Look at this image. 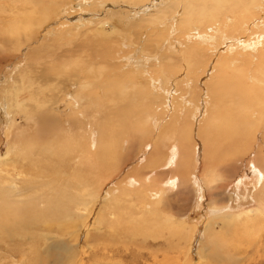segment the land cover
<instances>
[{
    "label": "rangeland",
    "instance_id": "374dc122",
    "mask_svg": "<svg viewBox=\"0 0 264 264\" xmlns=\"http://www.w3.org/2000/svg\"><path fill=\"white\" fill-rule=\"evenodd\" d=\"M261 43L264 0H0V264H264Z\"/></svg>",
    "mask_w": 264,
    "mask_h": 264
},
{
    "label": "bare ground",
    "instance_id": "6f19581e",
    "mask_svg": "<svg viewBox=\"0 0 264 264\" xmlns=\"http://www.w3.org/2000/svg\"><path fill=\"white\" fill-rule=\"evenodd\" d=\"M188 11V10H187ZM188 13V12H187ZM190 14V13H189ZM196 26V25H195ZM198 28V27H197ZM192 31H193V29H192ZM208 38V37H207ZM213 38V37H212ZM224 38V37H223ZM214 39V38H213ZM8 40V39H7ZM10 40V39H9ZM8 40V41H9ZM19 39L17 38V40L16 41H18ZM210 41V40H209ZM21 41H19V43H20ZM260 43H257V44H255L254 46H252L251 48H249V49H254L253 51H255L256 49H257V47H258V45H259ZM251 45V44H250ZM19 46V45H18ZM247 46V45H246ZM245 48V47H244ZM259 48H264V46L262 45V43H261V47H259ZM42 51V50H41ZM39 52V51H38ZM38 57V56H37ZM252 58H254L255 56H251ZM40 58V57H39ZM151 59H153V60H155V61H157V63L158 64H160L161 65V61H162V58L158 55V54H155V55H153L152 57H150ZM34 59V58H33ZM147 60V62L149 61V59H146ZM149 63H151V62H149ZM22 73H24V72H22ZM25 77V76H24ZM24 79V78H23ZM22 79V80H23ZM25 80V79H24ZM162 80V79H161ZM163 80L165 81V82H168V79H166L165 77H163ZM26 81V80H25ZM25 83V82H24ZM161 88H164L163 86H162V81H161ZM9 93L11 94V93H13V92H11V91H9ZM13 95V94H12ZM8 96V95H7ZM15 96V95H14ZM14 98V97H13ZM13 98H11L12 100H14ZM75 101H77L76 99H74ZM17 101V100H16ZM191 103V102H190ZM18 104V103H17ZM76 105H78V104H76ZM22 106V105H21ZM15 107V106H14ZM18 107H20L19 106V104L16 106V108H18ZM1 109L5 112V114L7 115V116H9V110H10V104L9 105H7V104H4V105H2V107H1ZM13 111V110H12ZM85 115V114H84ZM89 116V115H88ZM83 122V124H84V121H82ZM81 122V123H82ZM73 124V123H72ZM71 124V125H72ZM85 125V124H84ZM70 126V125H69ZM88 127H89V125H87ZM14 127V126H13ZM62 128V127H61ZM60 128V129H61ZM68 128H70V127H68ZM72 128V127H71ZM75 128H77L76 126H75ZM90 128V127H89ZM14 129V128H13ZM91 130V129H90ZM73 132V131H72ZM85 132V131H84ZM90 131H88V133H89ZM87 133V132H86ZM86 133H85V135H86ZM66 134V133H65ZM71 134V133H70ZM74 134V133H73ZM5 137H9V136H12V135H15L14 133H13V130H11V129H9V125H7V127H6V131H5ZM256 135V134H255ZM68 136V135H67ZM75 136V135H74ZM175 136V135H174ZM14 137V136H13ZM70 137V136H69ZM79 137V136H78ZM88 137V136H87ZM71 138V137H70ZM83 138V137H82ZM81 138V139H82ZM260 138V137H259ZM14 139V138H13ZM75 139V138H74ZM89 139V138H88ZM231 139V138H230ZM95 141V140H94ZM78 142V141H77ZM89 143V142H88ZM93 143V142H92ZM259 145H261L260 143H259ZM20 147H21V144H19V146H16V148H17V150L18 151H20L21 152V150H19L20 149ZM83 149H84V147H83ZM88 149V148H87ZM78 150H80V149H78ZM91 150V149H90ZM90 150H88V151H90ZM261 151H263L262 150V148H260V150H259V152H261ZM70 153H71V151H70ZM75 153V152H74ZM73 153V154H74ZM92 153V152H91ZM235 153V152H234ZM72 154V153H71ZM82 154V153H81ZM80 155V154H79ZM100 155V154H99ZM74 156V155H73ZM234 156V155H233ZM82 157V156H81ZM74 158H75V156H74ZM80 158V157H79ZM84 158V157H83ZM236 158V157H235ZM249 164V163H248ZM253 164H255V163H253ZM102 165V164H101ZM106 165V164H105ZM251 165H252V163H251ZM91 166V165H90ZM252 166H257V165H252ZM97 167V166H96ZM208 167V166H207ZM213 167V166H212ZM98 168V167H97ZM101 169V168H100ZM256 169H259V168H257L256 167ZM264 171V170H263ZM216 172V171H215ZM252 172V171H251ZM254 172H257V171H254ZM212 173V172H211ZM264 173V172H263ZM249 174V173H248ZM257 174H259V173H257ZM256 174V175H257ZM207 175V174H206ZM211 175V174H210ZM214 176V175H213ZM212 176V177H213ZM209 177V176H208ZM260 177V176H259ZM206 178V177H205ZM210 178V177H209ZM147 180V179H146ZM257 182H259V181H257ZM25 183V182H24ZM23 183V184H24ZM83 183V182H82ZM168 183V182H167ZM264 183V182H263ZM26 184H27V182L25 183V186H24V188L26 187ZM261 184V183H260ZM262 185V184H261ZM33 186L35 187V184H33ZM37 187V186H36ZM134 187V186H133ZM26 188H28V187H26ZM25 188V189H26ZM259 188V187H258ZM23 190L24 192L23 193H25L26 194V190ZM29 189H30V187H29ZM31 191H32V189H30ZM208 191V190H207ZM30 192V191H29ZM209 192V191H208ZM33 193H35V192H33ZM37 193V192H36ZM27 194H28V191H27ZM26 194V195H27ZM151 197V196H150ZM23 198H24V196H23ZM25 200V199H24ZM156 200V199H155ZM55 202V201H54ZM45 203V202H44ZM18 205V204H17ZM36 206V205H35ZM29 207V206H28ZM50 207V206H49ZM54 207H56V205L54 206ZM34 208V207H33ZM38 208V207H37ZM35 210V209H34ZM68 214H72V213H68ZM67 215V214H66ZM69 216H72V215H69ZM68 218V217H67ZM209 221V220H208ZM67 230V229H66ZM69 230V229H68ZM71 230V229H70ZM207 230V229H206ZM46 242V241H45ZM52 244V243H51ZM50 244V245H51Z\"/></svg>",
    "mask_w": 264,
    "mask_h": 264
}]
</instances>
